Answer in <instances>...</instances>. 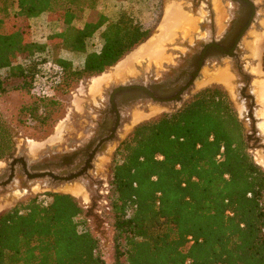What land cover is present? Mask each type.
I'll list each match as a JSON object with an SVG mask.
<instances>
[{
	"label": "trees",
	"instance_id": "obj_1",
	"mask_svg": "<svg viewBox=\"0 0 264 264\" xmlns=\"http://www.w3.org/2000/svg\"><path fill=\"white\" fill-rule=\"evenodd\" d=\"M98 1L0 0V96L13 90L26 97L19 120L51 125L62 104L57 92L102 74L151 36V28L128 12L113 20L101 14ZM86 12L82 25L70 20L49 40L85 53L87 39L100 33V50L88 52L80 68L57 59L51 93L36 92L46 62L38 56L51 43L34 41L29 21L45 14L81 19ZM19 55L25 63H16ZM262 66L264 71V54ZM14 147L0 112V159ZM45 195L47 200L34 195L0 213V264H264V168L249 152L245 128L219 86L138 123L118 144L107 196L111 263L77 199Z\"/></svg>",
	"mask_w": 264,
	"mask_h": 264
},
{
	"label": "rangeland",
	"instance_id": "obj_2",
	"mask_svg": "<svg viewBox=\"0 0 264 264\" xmlns=\"http://www.w3.org/2000/svg\"><path fill=\"white\" fill-rule=\"evenodd\" d=\"M202 1L201 7L198 8L195 6L194 0H99L96 5V10L110 19H116L120 12L125 11L141 23L150 27L151 36L146 40L148 44H153L150 51H140V45L145 43V41L128 53L123 58L125 61L108 68L103 72L104 74L79 81L67 93L57 92L54 97L60 99L62 104L55 116L57 117L56 121L46 127H38L30 122L26 123L19 120V107L26 99L22 92L11 90L5 96H0V112L3 114L13 132L15 145V151H13L17 155L25 156L28 160L36 161L42 155L50 154L55 148L64 147L65 145L68 146V141L70 143L80 141L83 131L86 130L89 133L92 124H94L97 118L99 109L107 103V92L112 87L124 83H144L151 78L162 76L167 62H174L172 65L174 67L177 66L179 61H160L159 59L176 57V54L174 53L173 55L172 53L174 51L173 47L177 46L184 51L187 45L193 43L192 41H194L195 36V39H200L201 36L207 37L205 30L198 31L199 25H201L200 22H203V25L209 24L208 21L210 18L208 16L210 13L207 11L208 3L210 2L211 7L213 5L215 9H231L228 0ZM257 6L256 19L243 39V46L246 60L251 59V47L253 46L252 48L256 49L258 47H255V45L259 46L260 61L252 68V71L254 73L255 71L258 72V74L255 73L258 79H264L261 60V55L263 57L264 53V0H257ZM87 13L81 19H75V17L73 18V16L66 14L58 16H46L45 14L29 21L27 29L31 33L32 39L39 43H51L48 51L38 56L45 58L46 62L42 65L37 77L34 89L36 92L51 93L52 83L58 77L57 59L68 60L72 63L73 68H80L83 66L88 52L100 50L102 45L100 33L87 39L85 53L71 52L60 47L57 39L53 41L49 40L51 35L60 32L70 20L71 23L82 25ZM159 38L161 40L157 42ZM167 51L171 53L168 54ZM258 55L259 49L255 56L257 57ZM154 57H157L155 59L157 61H153ZM15 61L16 63H25V58L19 55L15 58ZM245 63V67L248 68L249 62L245 61ZM224 68L230 72L229 66L221 68V63H207L202 68L199 78L190 95L186 97V100L206 86L219 85L227 90L226 86L216 78L218 72ZM6 71L3 69L2 74L4 75ZM96 81H101L102 84L94 86ZM18 82L19 79H13V84ZM229 98L231 99L230 94ZM257 100L264 103V100L262 101L259 98ZM231 101L234 106L235 102L232 99ZM170 110L171 108L165 105L144 102L122 111V125L118 130L116 142L111 145V148L104 155L98 157L95 161V175L98 179L102 177L105 183L102 189L96 185H89L86 187L88 190L87 194L79 187H76V184H73L74 186L71 184L54 186L50 183V180L35 179L33 182L35 187L31 191L27 192L22 190L21 192L16 190L19 184L15 180L11 185H7L9 187L4 189L3 192H0V213L12 207L17 202L25 201L34 195H39V199L47 200L48 197L45 194L48 191L71 194L84 209L83 217L87 221L86 226L93 235L99 238L103 255L111 263L114 253L112 242L113 231L110 225L111 213L108 207L107 196L110 189L112 157L115 148L120 141L129 135L135 125L142 121L155 118L163 112H170ZM261 112H264V109ZM261 112L260 115L263 117ZM87 127H89L88 130L86 129ZM246 132L247 129L245 128V134ZM251 154L255 161L264 159V155L260 151H254ZM7 156L0 159V173L6 169ZM262 167L264 168V165ZM70 187L78 189L79 192L77 194L69 192L68 188ZM99 189L102 190V194L97 193ZM86 206L90 208L88 209Z\"/></svg>",
	"mask_w": 264,
	"mask_h": 264
},
{
	"label": "flooded vegetation",
	"instance_id": "obj_3",
	"mask_svg": "<svg viewBox=\"0 0 264 264\" xmlns=\"http://www.w3.org/2000/svg\"><path fill=\"white\" fill-rule=\"evenodd\" d=\"M228 2L231 6V9L230 10L225 9V17L223 18L224 24L222 26L216 23L215 13H214V10H212L211 3L209 2L208 7H207L208 8L207 11L210 13V15L208 16L210 18V20L208 21L209 24L203 25V22H200L201 25H199V31H198V32H201L205 30V33H207V37L201 36L200 39H195L196 37L195 36L194 41H192L193 43H190V45H187L184 51H182V49H180L177 46L173 47L174 51L172 53L173 55L175 53L176 57H170L167 59H159L160 61H179V64L177 66L174 67V65H172L174 62H170V63L167 62L165 65V69H164L165 71L164 73H162V76L151 78L150 80L144 83H124L120 85L146 84V83H151V82H157L160 80H163V81L168 80V79L173 80L175 77L181 78L182 77L181 74H184L183 71L188 70V62L191 61L192 57L195 56V54H197L202 49L201 44L210 43L211 41L221 37L223 33L225 32V30L227 29L228 22L234 16V9H235L233 1L228 0ZM202 3H203L202 0H194V4L198 8L201 7ZM256 16H257V12L254 16V21L256 19ZM250 27L246 30V32L241 37V40L239 42V47L237 50H235V54L233 56L231 57L225 56V57H220V58H208L205 60L206 62L202 66V68L205 67V65L209 62H216L218 64L221 63V68L229 66L230 72L234 75V80L232 84L234 86L235 94L237 95V98H239L238 100L242 102L245 101V99L241 97L242 91H244L245 94H251L252 96L255 97L257 101V94L255 92V87H254L253 82L255 79H258V78H257V75L252 71V68L257 65L258 61H260V48L258 45H255V47H258L259 49V55L256 57L254 54L255 48H252L253 47L252 46L251 47L252 50H250L252 51L251 59L246 60L245 59V49L243 46V39L245 35L247 34V32L249 31ZM193 35L195 34L193 33ZM167 53L169 54L171 52L167 51ZM262 59L263 57L261 55V60ZM153 61H157V60H155L154 58ZM245 61L249 62L250 68L249 66L248 68L245 67V64H246ZM202 68L200 69V72ZM200 72L198 73V76L195 79V81L184 92L181 101L179 102L169 101V102L160 103V102H155L152 100H145L140 103L149 102L152 104L165 105L171 108L170 112L177 110L186 101V97L190 95L195 83L197 82L199 78ZM120 85H117V86H120ZM117 86L112 87L107 92V97H106L107 103L105 104V106L99 109L97 118L94 124H92V128L90 129L89 133H87L86 130L83 131L82 139H80V141H75L72 143L68 141V146L65 145L64 147L55 148L54 151L50 152V154L42 155V157L37 158L38 160L36 161L28 160L23 155H17L14 152L15 151L14 149V151H12V153H10L7 156L6 169L0 173V176H2L5 173L10 174V172L13 171L14 175L9 185H11L13 181L17 180L19 186H17L18 189L16 190H19L21 192L22 190L28 192V191H31L33 187H35L33 185L34 184L33 182L35 179L30 178V175H33L34 173L38 172V170H31V166L38 164V163L39 164L40 163H51L49 172L52 173V177L36 178V179H44V180L47 179V181L50 180L51 181L50 183H52L54 186H60L62 184H71V185L76 184V187H79L83 192L87 194H88L87 192L88 190L86 187H88L89 185H96L97 187H100V189H102L105 186V183L103 182L102 177H99L98 179L95 175V171H94L95 161L98 157L104 155L108 151V149L111 148V145H113L114 142H116V139L118 138L117 136L118 130L120 126L122 125V111L134 106L132 105L129 107H117V110L119 112L120 123L116 128L113 138L107 140L109 133H110L108 132L109 131L108 129H110V123L112 124L114 122L115 115H116L115 112H110L112 108L110 107L111 104H110L109 94L111 93L112 89ZM212 86H219V85H212ZM222 89L225 90L224 88ZM225 91L228 94V91L227 90ZM88 128L89 127H87L86 129L88 130ZM104 129H106L107 131ZM74 153H77L76 157L72 158V162L68 163V165L63 164V166L61 167L55 165V163L61 162L64 156H69ZM112 160H113V157H112ZM7 187L9 186L0 187V192H3L4 189H6ZM70 189H73L79 192V190L74 187H70ZM100 189L97 191V193L102 194L103 192ZM48 192H53V191H48ZM86 208L89 209L90 207L86 206Z\"/></svg>",
	"mask_w": 264,
	"mask_h": 264
},
{
	"label": "water",
	"instance_id": "obj_4",
	"mask_svg": "<svg viewBox=\"0 0 264 264\" xmlns=\"http://www.w3.org/2000/svg\"><path fill=\"white\" fill-rule=\"evenodd\" d=\"M235 6L234 16L228 22L227 29L223 35L210 43L201 44L202 49L192 57L188 62V70L183 71L181 78L175 77L173 80H160L146 84L120 85L112 89L109 94L112 110L115 112V120L111 124L110 132L107 140L112 139L117 126L120 123L119 112L117 107H129L138 104L145 100L155 102H179L182 100L184 92L195 81L200 72V69L208 58H220L225 56H233L235 50L239 47L241 37L254 21V16L258 11L257 0H232ZM241 97L245 101L236 100L237 104L242 105V111H237L238 118L244 124L246 132V142L249 152L261 150L264 154V132L262 131V123L264 118L260 115L262 105L257 103L254 96L241 92ZM235 107V105H234ZM245 122L247 124H245ZM106 130V129H104ZM107 131V130H106ZM77 153L69 156H64L61 162L55 163L56 166H63L72 162V158L76 157ZM51 163H38L31 166V170L38 172L30 175V178H46L52 177L49 172ZM260 165V164H259ZM14 173L3 174L0 176V187H6L12 180ZM15 205V204H14ZM13 205V206H14Z\"/></svg>",
	"mask_w": 264,
	"mask_h": 264
},
{
	"label": "bare ground",
	"instance_id": "obj_5",
	"mask_svg": "<svg viewBox=\"0 0 264 264\" xmlns=\"http://www.w3.org/2000/svg\"><path fill=\"white\" fill-rule=\"evenodd\" d=\"M255 54L258 53V48L255 49ZM256 74H258V72L255 71ZM260 74V73H259ZM216 78L226 86V89L227 91L229 92L230 94V97L231 99L233 100V102H235V108L238 110V112L240 113V111H242V105H239L237 104L236 100H237V97H236V94L234 93V86H233V75L228 71V69L224 68L222 69L220 72H218ZM112 80V79H111ZM97 83V81H96ZM254 87H255V92L257 94V98H259L260 100H264V79H255L254 80ZM257 102L263 106L264 108V103H261L257 100ZM262 111V109H261ZM261 114H263V117H264V112H261ZM245 124H247L245 122ZM262 131L264 132V122L262 123ZM255 151H260L262 153L261 150H255ZM257 153V152H255ZM262 155H264L262 153ZM256 162L258 164H262V166L264 165V159H259V160H256ZM68 191L73 193V194H77L78 192L76 190H73V189H70L68 188Z\"/></svg>",
	"mask_w": 264,
	"mask_h": 264
},
{
	"label": "crops",
	"instance_id": "obj_6",
	"mask_svg": "<svg viewBox=\"0 0 264 264\" xmlns=\"http://www.w3.org/2000/svg\"><path fill=\"white\" fill-rule=\"evenodd\" d=\"M215 2V1H214ZM212 8H213V10H214V13H215V20H216V23L218 24V25H220V26H222L223 24H224V22H223V18L225 17V9H218V8H214L213 7V5H212ZM175 10H177V9H175ZM165 11H166V7H165ZM177 11H179V10H177ZM163 38V37H162ZM159 40H161L160 38L159 39H157V42H159ZM152 45L153 44H151V43H147V41L145 42V43H143L142 45H140V51L142 50V51H150V49H151V47H152ZM155 59L157 58V57H154ZM123 61H125L124 59H122L121 61H119L116 65H119V63H121V62H123ZM115 65V66H116ZM102 74H104V73H102ZM111 80V79H110ZM100 84H102L101 83V81L100 82H98L97 81V83L95 82L94 83V86H99Z\"/></svg>",
	"mask_w": 264,
	"mask_h": 264
},
{
	"label": "built area",
	"instance_id": "obj_7",
	"mask_svg": "<svg viewBox=\"0 0 264 264\" xmlns=\"http://www.w3.org/2000/svg\"><path fill=\"white\" fill-rule=\"evenodd\" d=\"M57 69H59V68L57 67Z\"/></svg>",
	"mask_w": 264,
	"mask_h": 264
}]
</instances>
